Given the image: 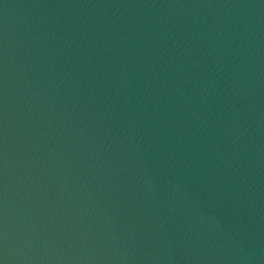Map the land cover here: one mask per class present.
Instances as JSON below:
<instances>
[{"label": "water", "instance_id": "1", "mask_svg": "<svg viewBox=\"0 0 264 264\" xmlns=\"http://www.w3.org/2000/svg\"><path fill=\"white\" fill-rule=\"evenodd\" d=\"M0 264H264V0H0Z\"/></svg>", "mask_w": 264, "mask_h": 264}]
</instances>
